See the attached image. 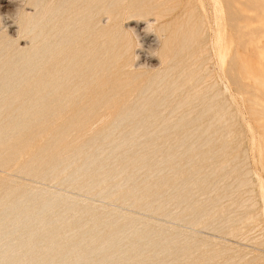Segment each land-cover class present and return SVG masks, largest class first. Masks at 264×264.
Instances as JSON below:
<instances>
[{"label":"rangeland","instance_id":"374dc122","mask_svg":"<svg viewBox=\"0 0 264 264\" xmlns=\"http://www.w3.org/2000/svg\"><path fill=\"white\" fill-rule=\"evenodd\" d=\"M54 1L59 76L0 9V264H264V0Z\"/></svg>","mask_w":264,"mask_h":264},{"label":"bare ground","instance_id":"6f19581e","mask_svg":"<svg viewBox=\"0 0 264 264\" xmlns=\"http://www.w3.org/2000/svg\"><path fill=\"white\" fill-rule=\"evenodd\" d=\"M30 1L33 2L36 5V7L40 6L42 8V10H43L41 19H45L46 23H48L47 28H46V33H45V39L48 41V44L46 45V48H45V50H46L45 52H46V54H48L47 61H48V63H50L54 59H56L58 61L57 66H54L53 68H51V70H53V72L57 76H59V74L61 72V67L59 66V62H60V59H59L60 56L59 55L63 52V50L61 51V45L63 44L62 42L64 41L65 38L69 37L70 35H73L72 31H73L74 28H76V25H78L81 22L80 18H79V16H75L74 14H71V12L67 13V16L65 18H63L64 14L62 13L61 8L56 5L54 0H52V1H48V0H30ZM4 2H7V0H0V9H1V7L4 6ZM2 12L3 11L0 10V14L1 15L3 14ZM28 14H30V13H28L26 11L23 13L24 17L28 16ZM38 16H39V14H38ZM30 17H31V15H30ZM33 18H35V17H33ZM28 26H29V24H28ZM124 47L126 49H129V45H125Z\"/></svg>","mask_w":264,"mask_h":264}]
</instances>
